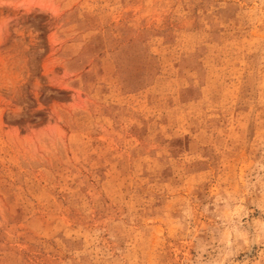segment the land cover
<instances>
[{
	"label": "rangeland",
	"instance_id": "rangeland-1",
	"mask_svg": "<svg viewBox=\"0 0 264 264\" xmlns=\"http://www.w3.org/2000/svg\"><path fill=\"white\" fill-rule=\"evenodd\" d=\"M0 264H264V0H0Z\"/></svg>",
	"mask_w": 264,
	"mask_h": 264
}]
</instances>
